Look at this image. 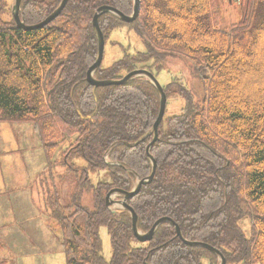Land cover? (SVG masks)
<instances>
[{
    "label": "trees",
    "instance_id": "obj_1",
    "mask_svg": "<svg viewBox=\"0 0 264 264\" xmlns=\"http://www.w3.org/2000/svg\"><path fill=\"white\" fill-rule=\"evenodd\" d=\"M60 2L21 0L19 18L25 26L38 24ZM228 2L139 0L129 24L101 15L104 43L125 28L143 51L124 50L94 78L120 80L138 69L157 78L170 59L188 65L200 90L177 75L161 84L165 112L149 150L154 177L127 204L141 233L170 218L184 240L213 247L225 264H264V20L256 23L264 0H230L238 17L223 27ZM102 6L131 15L133 0H68L55 20L30 31L17 28L0 0V122L29 123L51 166L61 149L68 202L53 197L50 218L61 233L65 264H220L211 252L184 245L168 223L150 241L138 242L129 213L105 206L110 190L129 192L151 173L145 150L159 95L144 77L103 88L86 82L97 55L92 19ZM174 99L183 106L169 115ZM94 174L101 176L92 183ZM84 192L92 194L90 210L79 203ZM101 227L109 237V260L102 256Z\"/></svg>",
    "mask_w": 264,
    "mask_h": 264
},
{
    "label": "rangeland",
    "instance_id": "obj_2",
    "mask_svg": "<svg viewBox=\"0 0 264 264\" xmlns=\"http://www.w3.org/2000/svg\"><path fill=\"white\" fill-rule=\"evenodd\" d=\"M5 1L10 10L14 0ZM228 5L227 8L222 5L226 12L222 18V23H226L222 24L223 27L238 17L230 0ZM263 20L264 14L260 13L256 23ZM124 50L129 54L143 51V45L133 32L125 28L112 31L105 40L102 67H108L122 58ZM166 67L168 69L160 72L156 78L160 85L177 75L176 78L187 87L198 88L184 61L170 59ZM182 106L180 99L169 100L167 113L176 114ZM62 162L59 147L51 159L53 165L48 164L40 138L29 123L0 122V244L3 245L0 259L7 258L6 264H65L60 245L61 233L53 229L50 218L51 204L55 202L53 197H57L62 205L68 202H65L67 185L63 184L67 168L64 164L61 166ZM98 175L101 176H90L92 183L96 182ZM72 176L73 173H70L68 180ZM82 195L80 205L92 209V194L84 192ZM240 225L245 232L248 231L247 221H241ZM99 234L102 256L109 260L111 252L106 228L101 227Z\"/></svg>",
    "mask_w": 264,
    "mask_h": 264
},
{
    "label": "water",
    "instance_id": "obj_3",
    "mask_svg": "<svg viewBox=\"0 0 264 264\" xmlns=\"http://www.w3.org/2000/svg\"><path fill=\"white\" fill-rule=\"evenodd\" d=\"M67 1L68 0H61L59 6L49 16H47L42 22L35 24V25H32V26H25L21 22V20L19 18V14H18L19 9H20L21 0H14V4L12 5V8H11L12 17H13V20H14L17 28H19V29H22L24 31L40 29V28H43V27L47 26L48 24H50L53 20H55L58 17V15L64 9ZM138 12H139V0H133V9H132L131 15H125L113 7L102 6V7L97 9V12L95 13V15L93 16V19H92V28H93V31L96 35V40H97V55H96L94 63L86 71V74H85L86 82L91 87L103 88V87H109V86H123L128 81H130L134 78L144 77L154 86V88L156 89V91L159 95V111H158L156 120H155V122L151 128V131H150V133L153 134V139L148 144V146L146 147V150H145L146 157L151 163V173L145 179L137 178V182L135 183L134 187L129 192L119 190V189L110 190L105 196V200H104L105 206L112 211L114 210V208H116V209L125 210L129 213L130 219H131V229H132L133 236L140 243H145V242L150 241L152 239L155 231L157 230V228L163 223H168L174 227L176 236L184 243V245H186L188 247H198V248L205 249V250L211 252L212 254L216 255L220 261V264H225V259L223 258L221 253L218 250L214 249L213 247H211L205 243H202V242H195V241L189 242V241L184 240L181 236V233H180L178 226L170 218H166V217L160 218L152 225V227L150 228V230L147 233H145V234L140 233L137 230V216L134 213V211L131 209V207H129V205L127 204V202L130 199H132L133 197H135L139 193L141 187L145 184L150 183L154 177V173H155V169H156V163L153 160V158L150 156L149 150L151 149V147L153 146L154 142L157 139L158 126L162 122L164 112H165L166 97H165V94L162 90V87L159 84V82L157 81V79L153 76V74H151L150 72H148L146 70H142V69L134 70L132 72L127 73L120 80H105V81L96 80L94 78V72L101 65V62L103 59V50H104V38H103V34H102V32L98 26L99 17L101 15L110 13V14L117 16L121 22L129 24V23H132L133 21H135V19L138 16ZM114 197H122V200H115ZM111 208H113V209H111Z\"/></svg>",
    "mask_w": 264,
    "mask_h": 264
},
{
    "label": "crops",
    "instance_id": "obj_4",
    "mask_svg": "<svg viewBox=\"0 0 264 264\" xmlns=\"http://www.w3.org/2000/svg\"><path fill=\"white\" fill-rule=\"evenodd\" d=\"M22 230V229H21ZM26 235L28 236V237H30L27 233H26ZM3 247V245L2 244H0V249ZM3 259H0V262H2V261H7V258H5V257H2Z\"/></svg>",
    "mask_w": 264,
    "mask_h": 264
}]
</instances>
